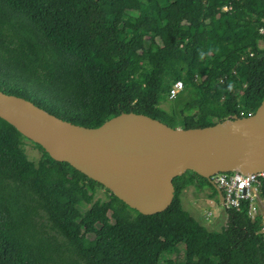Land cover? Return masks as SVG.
I'll return each instance as SVG.
<instances>
[{"label":"trees","instance_id":"trees-1","mask_svg":"<svg viewBox=\"0 0 264 264\" xmlns=\"http://www.w3.org/2000/svg\"><path fill=\"white\" fill-rule=\"evenodd\" d=\"M261 43L264 0H0V91L88 128L121 113L203 128L255 113ZM176 81L188 99L168 112ZM23 139L0 119V264H264L244 207L219 231L183 208V191L208 182L195 173L172 180L165 211L142 215L37 144L29 160Z\"/></svg>","mask_w":264,"mask_h":264},{"label":"water","instance_id":"water-1","mask_svg":"<svg viewBox=\"0 0 264 264\" xmlns=\"http://www.w3.org/2000/svg\"><path fill=\"white\" fill-rule=\"evenodd\" d=\"M0 119L142 215L165 211L174 198L172 180L187 171L214 187L222 207V192L210 177L264 173V99L254 114L203 128H172L135 113L88 128L0 91Z\"/></svg>","mask_w":264,"mask_h":264},{"label":"rangeland","instance_id":"rangeland-1","mask_svg":"<svg viewBox=\"0 0 264 264\" xmlns=\"http://www.w3.org/2000/svg\"><path fill=\"white\" fill-rule=\"evenodd\" d=\"M264 47V43L260 44ZM188 99L183 91L178 95L176 100L168 101L162 105L166 111L177 112ZM23 149L27 158L34 163L41 157V152L32 145L29 140L23 139ZM201 186V188H199ZM212 185L200 179H195L194 185L189 186L183 191L181 195L183 208L197 221L204 225L208 230L219 231L224 225L226 214L223 207L218 202L217 192ZM107 193L103 188L98 187L95 198L99 200H106ZM264 210V206H262ZM178 264L182 263L179 258Z\"/></svg>","mask_w":264,"mask_h":264},{"label":"built area","instance_id":"built-area-1","mask_svg":"<svg viewBox=\"0 0 264 264\" xmlns=\"http://www.w3.org/2000/svg\"><path fill=\"white\" fill-rule=\"evenodd\" d=\"M182 91L183 83L174 82L169 90V100H174ZM210 181L222 192L223 209L239 211L244 207L249 219L260 220V232L264 235V201L260 197L264 173H219L210 177Z\"/></svg>","mask_w":264,"mask_h":264}]
</instances>
